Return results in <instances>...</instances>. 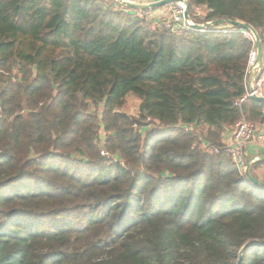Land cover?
<instances>
[{
    "label": "trees",
    "instance_id": "trees-1",
    "mask_svg": "<svg viewBox=\"0 0 264 264\" xmlns=\"http://www.w3.org/2000/svg\"><path fill=\"white\" fill-rule=\"evenodd\" d=\"M187 3L264 45V0ZM135 10L0 0V264H237L245 244L242 264H264V187L222 142L242 115L264 122V102L234 105L254 42ZM129 94L139 118L118 111ZM148 119L161 127L143 133ZM100 129L123 163L100 155Z\"/></svg>",
    "mask_w": 264,
    "mask_h": 264
},
{
    "label": "built area",
    "instance_id": "built-area-1",
    "mask_svg": "<svg viewBox=\"0 0 264 264\" xmlns=\"http://www.w3.org/2000/svg\"><path fill=\"white\" fill-rule=\"evenodd\" d=\"M103 1V0H101ZM119 2V0H116ZM120 4V3H119ZM187 0H177L176 2H172L165 5L166 11L168 13V18L164 21L154 19L151 17L150 9L142 10L136 9L135 15L139 18H147L151 21V27L157 29H166L172 32H177L184 29H198L200 31H204L206 28H196L194 24H203L196 23L194 21L195 17H201L205 15L206 9L205 7H195L193 12V17L186 19L184 17L185 10L187 8ZM189 14V13H188ZM220 31L227 32L228 29L226 26L220 28ZM243 33L246 37L250 38L253 41V37L250 31L243 30ZM254 42V41H253ZM256 63V48L254 47L248 56V71H254V78L252 82H249L248 75L247 85L245 92L238 97L234 101V105L240 106L243 103L247 102L249 98H252V95L256 96H264V45L262 46V58L260 64L255 66ZM184 130L189 131L194 129L193 125H187L182 127ZM102 141L104 140L101 138ZM101 141H97V145L99 147V152L101 156L108 158H112L115 161L119 160L114 154L108 153L104 144L100 143ZM257 145L262 151H264V122L260 125H256L248 121L243 115L240 117L230 128V138L227 143H225V150L230 155L232 162L235 167L239 171L241 175H244L246 168V157H245V149L251 145ZM204 148L206 146L203 145ZM209 149V148H208ZM214 152H217V148H212ZM119 162V161H117Z\"/></svg>",
    "mask_w": 264,
    "mask_h": 264
},
{
    "label": "water",
    "instance_id": "water-1",
    "mask_svg": "<svg viewBox=\"0 0 264 264\" xmlns=\"http://www.w3.org/2000/svg\"><path fill=\"white\" fill-rule=\"evenodd\" d=\"M176 1L177 0H158V1L150 2V3H136V2H132L130 0H119V3L121 5L128 7V8L147 10V9L159 8V7H162L166 4L176 2ZM186 5H187V8L185 10L184 17L186 19H188L189 18L188 3ZM225 24L237 26L239 28H242V29H245V30H248L251 32L252 37H253V41L255 44V48H256L255 66L260 64L261 58H262V43H261V40L259 38L257 31L250 24H247V23H244V22H241L238 20L220 19V20L206 21L203 24H194L193 26L196 28H208V27H211L213 25H225ZM247 74L252 76V81H253L255 72L254 71H248ZM252 99L264 102V96L252 95ZM255 160H264V155H259L256 158H251V159H248L246 161V168H245L244 176L252 184L264 187V180L259 179L254 173H252L250 171L251 164ZM247 245L248 244H245L240 249V251L238 253L237 264H242V261H241L242 260V252L246 249Z\"/></svg>",
    "mask_w": 264,
    "mask_h": 264
},
{
    "label": "crops",
    "instance_id": "crops-1",
    "mask_svg": "<svg viewBox=\"0 0 264 264\" xmlns=\"http://www.w3.org/2000/svg\"><path fill=\"white\" fill-rule=\"evenodd\" d=\"M130 1L136 2V3H150V2H154V1H158V0H130ZM149 11H150L152 18H157L158 20H161V21H164L165 19L168 18V13L166 11L165 6L150 9ZM251 81H252V76L249 77V82H251ZM229 138H230V128H227L224 135H223L222 142L224 144L227 143L229 141ZM259 155H264V151H262L255 144H251L245 149L246 160L251 159V158H256ZM256 161H258V160L253 161L252 164ZM251 172L254 173L259 179L264 180V166L263 165L258 166L254 171H251Z\"/></svg>",
    "mask_w": 264,
    "mask_h": 264
},
{
    "label": "rangeland",
    "instance_id": "rangeland-1",
    "mask_svg": "<svg viewBox=\"0 0 264 264\" xmlns=\"http://www.w3.org/2000/svg\"><path fill=\"white\" fill-rule=\"evenodd\" d=\"M103 1H105V2H109V0H103ZM111 1H114V2H117L116 0H111ZM117 3H119V2H117ZM165 6V5H164ZM163 6V7H164ZM154 19H157V18H154ZM140 99L139 98H137L136 96H134V95H131V94H129V95H127L126 96V98H125V101H124V103L122 104V106L118 109V111H120V112H123V113H125V114H127V115H129V116H132V117H134V118H139V115H140ZM97 108H99V105H98V107ZM98 110V109H97ZM145 123H147L148 125H146V127H143L142 129H141V131L144 133V129H158L159 127H161L160 125H158L157 123H152L151 122V120H147ZM101 131H102V133H101ZM100 133H101V138H105V133L103 132V130H101L100 129V132H99V135H100ZM144 135V134H143ZM101 138H98L97 139V141H101L100 143L102 144H104V142H105V139L102 141V139ZM108 160L109 161H111V162H117V161H119L120 163H123L121 160H117V161H115L114 159H110V158H108Z\"/></svg>",
    "mask_w": 264,
    "mask_h": 264
}]
</instances>
